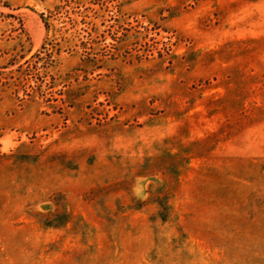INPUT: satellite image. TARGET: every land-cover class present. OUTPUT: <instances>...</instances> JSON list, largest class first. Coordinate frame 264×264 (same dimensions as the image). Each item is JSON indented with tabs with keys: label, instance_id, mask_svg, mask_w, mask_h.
<instances>
[{
	"label": "rangeland",
	"instance_id": "obj_1",
	"mask_svg": "<svg viewBox=\"0 0 264 264\" xmlns=\"http://www.w3.org/2000/svg\"><path fill=\"white\" fill-rule=\"evenodd\" d=\"M0 264H264V0H0Z\"/></svg>",
	"mask_w": 264,
	"mask_h": 264
}]
</instances>
